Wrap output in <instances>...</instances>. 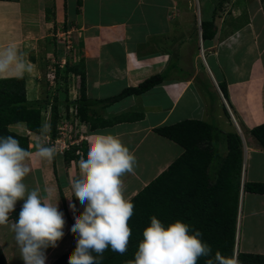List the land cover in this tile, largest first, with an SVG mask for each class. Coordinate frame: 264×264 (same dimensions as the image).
Instances as JSON below:
<instances>
[{"label":"crops","instance_id":"obj_1","mask_svg":"<svg viewBox=\"0 0 264 264\" xmlns=\"http://www.w3.org/2000/svg\"><path fill=\"white\" fill-rule=\"evenodd\" d=\"M219 1L209 0L210 3ZM215 7H203L208 12V20L217 15ZM187 8L186 0H0V55L9 48L17 54L16 60L0 71V80L23 77L27 90H35L32 98L26 93L27 101H38L42 94L40 85L44 68L53 75L55 66H52V61L57 62L67 56L59 33H63L64 38H72L73 52L78 54V60L73 64H80L85 70L86 98L94 103L91 113L108 122L106 126L95 128L84 123L83 141L78 146L84 142L87 144V137L94 132L111 133L121 139L136 160L133 170L121 176L122 191L127 200L183 157L184 148L155 132L156 128L183 121H201L216 127L222 142L215 138L219 146L214 145L212 151L218 160L215 170L212 164L209 165L207 175L210 181L203 186L206 194L201 198H204L205 205L201 209L202 222L206 224L210 213L215 211L216 200L218 204L223 202L221 206L225 212L226 203H231L232 188L224 187L222 190L221 186H212L217 168L227 153L225 136L235 132L228 117L231 115L244 130L247 147L246 151L242 150L234 252L235 255L264 256V194L246 191L243 187L244 183L264 182V151L249 135L250 129L264 123V8L255 6L252 13L249 10L247 18L251 22L247 19L248 24L244 28L227 31L223 35L215 29L214 37L209 40L201 39L200 24L198 31H193L192 25H185L182 18L189 16ZM189 8H192L190 4ZM48 9L52 13H47V19ZM256 14L261 18L253 22ZM185 34L189 41L196 40L190 48L186 45ZM163 36H168V43L180 40L174 41L175 50L164 46ZM157 42L159 49L156 48ZM206 52H209L211 64ZM19 63L25 64L23 70L19 69ZM174 67L189 72L179 77ZM171 69L172 73L169 72ZM71 75L67 74L70 82ZM155 75L160 77V82L151 89L130 95L106 108L101 106L105 99L126 88L137 87ZM64 80L58 79L57 82ZM210 82L213 89L209 87ZM51 83L48 86L51 87ZM74 83L69 94L76 96L75 100L79 96V84ZM219 84L224 85L225 98ZM49 92L53 89L50 88ZM19 132L31 135L28 137L32 140L31 148L40 138L47 145L45 140L49 136L44 135V131L32 134L24 128ZM201 145L206 146L205 143ZM30 152L35 153L36 150ZM199 156L198 160L205 157ZM191 158L192 163L189 158L183 160L174 171H170L172 173H167H170L169 178L165 180L167 193L170 197L174 193L175 206H180L177 211L190 204L191 197L187 194L192 189L197 193V183L202 179L195 168L197 164L193 155ZM27 163L31 169L24 180L27 190H39L41 195L56 199L64 215L62 233L54 243L49 242L44 248L45 264H51L53 261L49 263V257H59L76 247L75 229L68 225L74 212L83 211L84 203L73 193L70 179L82 169H76L79 167L77 161L69 163L72 167H65L63 153L58 152L51 160L33 155ZM22 203L18 201L15 209L22 207ZM229 204L227 208L230 209ZM184 211L190 212V208L185 207ZM14 222L9 219L8 224L0 225V249L6 264H24L15 241Z\"/></svg>","mask_w":264,"mask_h":264},{"label":"clouds","instance_id":"obj_2","mask_svg":"<svg viewBox=\"0 0 264 264\" xmlns=\"http://www.w3.org/2000/svg\"><path fill=\"white\" fill-rule=\"evenodd\" d=\"M70 55L74 56L67 59L78 60L77 53L76 59L73 51ZM16 58L15 50L7 49L0 55V71ZM64 65L66 60L61 68ZM18 67L23 70L25 64L19 63ZM233 122L239 131L236 121ZM240 133L242 150L244 147L247 150ZM33 155L51 160L56 148L38 143L33 153L21 147L14 136H0V225L8 224L9 213L18 201H23L19 216L12 224L16 244L24 264H45L44 248L62 233L64 215L56 199L41 195L39 190H27L24 180L31 171L27 161ZM77 163L82 171L73 175L70 182L84 209L74 212L68 225L75 229L76 247L66 258L69 264H101L103 253L109 247L120 254L127 251L132 234L128 221L134 204L123 195L121 176L133 170L136 160L117 135L94 132L87 137L85 150L78 153ZM71 197H68L69 203H72ZM142 235L134 259L128 264H197L200 257L211 253L201 232L193 231L180 220L165 226L152 216ZM235 256V252L230 258L217 253V264H240Z\"/></svg>","mask_w":264,"mask_h":264},{"label":"trees","instance_id":"obj_3","mask_svg":"<svg viewBox=\"0 0 264 264\" xmlns=\"http://www.w3.org/2000/svg\"><path fill=\"white\" fill-rule=\"evenodd\" d=\"M224 0H220L215 11L218 12L223 6ZM51 14V9L46 11ZM208 21H200L201 28V39L209 40L215 35L214 18ZM48 19V16H47ZM59 68V67H58ZM60 68L57 69V77L60 78ZM65 76L68 73L77 74L80 78L79 85V96L77 99L70 101L67 97L59 101L53 99L52 103L48 101H27L24 81L21 78H8L0 80V136H14L19 140L21 147L31 151L29 149V139L26 135L19 134L11 129V126L22 124L25 129L34 134H40L43 132V122L41 118V112L43 109H49L50 113V123L47 130H44V134L49 135L51 132L52 138H55V133L57 134V124L62 118H68V112L70 106L76 111L78 119L89 124L90 128H95L99 126H106L107 121L100 116L93 115L91 113L93 106V101L86 98L85 94V70L81 65H66L62 71ZM18 79V80H17ZM160 82V77L158 75L152 76L137 85L134 88H126L121 91L118 95L105 99L101 106L106 108L110 104L118 102L130 95L142 94L145 91L151 89L153 86ZM220 85V84H219ZM220 91L224 98L226 97V92L223 88ZM63 108V115H58V109ZM91 109V110H90ZM227 114V113H226ZM64 116V117H62ZM161 136H164L175 143L180 144L184 148V154L181 159L173 162L168 170L159 176H157L153 181H151L143 190H141L137 195L132 197L129 201L134 204L133 215L128 221L129 227L132 229V234L129 237V242L127 246V251L124 254L114 252L109 247L103 253L101 264H128L129 261L134 259V254L138 249L139 242L143 239V230L150 225V218L156 216L165 226L176 220L183 221L187 223L190 228L195 231L199 230L202 234V240L206 242L210 248L211 253L208 256H202L198 259L197 264H217L216 254L219 253L223 257L230 258L234 256V246H235V233L237 225V208H238V188L240 186V174L242 165V147L243 143L240 136L234 133H228L225 136V142L227 145V153L222 159L219 168H217V177L212 186H221L223 190L224 187L232 188V198L231 203H226V212L221 204L215 203L214 213H210V218L212 222L210 224L203 223L202 208H205L203 204L205 194L204 185L209 183L210 178L207 175L209 165L213 163L214 156L213 151H210V142L212 138H217L219 143L222 139L219 135L216 127L211 126L208 123L201 121H183L175 125L159 127L154 130ZM249 135L255 139L261 149L264 151V123L257 125L249 130ZM200 141V145L198 142ZM201 143H205L206 146L202 147ZM85 142L78 146H70L66 151L63 152V160L65 165H69L71 161L78 160L77 150L82 152L85 150ZM203 149L207 151H203ZM195 162L194 167L200 173L202 177L201 182L196 186L198 187V192L192 189V192H188V197H191L190 204L180 207L175 206V195H171L166 191L165 180L169 178L170 171H174L178 164L183 160L191 159L189 162ZM195 155L197 159L195 160ZM201 155L205 157H201ZM184 161V162H185ZM190 163H187L190 165ZM188 165V166H189ZM170 172L169 174H167ZM244 190L264 194V182L263 183H244ZM204 191V192H203ZM227 194V192H226ZM204 197L203 199H201ZM77 198L78 195H77ZM210 199V197L208 196ZM194 200V201H191ZM228 204L230 209L227 208ZM222 205V206H221ZM192 206V207H190ZM190 208L189 211H184V209ZM196 208V209H195ZM20 208L14 209L11 212L9 219L17 220L20 212ZM197 212V213H195ZM225 214V215H223ZM202 218V219H201ZM74 249L62 254L51 264H69L67 260V255L70 254ZM93 255H96L93 253ZM235 257L238 258L240 263L244 264H264V256L256 254H245L238 253ZM0 264H6L3 254L0 249Z\"/></svg>","mask_w":264,"mask_h":264},{"label":"rangeland","instance_id":"obj_4","mask_svg":"<svg viewBox=\"0 0 264 264\" xmlns=\"http://www.w3.org/2000/svg\"><path fill=\"white\" fill-rule=\"evenodd\" d=\"M186 2H187V7H188L186 10H187V13H189V16L186 15L182 19H183V21H185V25H190V26L192 25V30L193 31H196V29H197V31H198V25L200 24L199 22L200 21H208V12H205L203 10V7H206L207 9L208 8L211 9V6L212 7L213 6H216L215 4H217V3H210L209 0H186ZM189 4H190V6H192L191 9L189 8ZM255 6H257L258 8H260V7H263L264 8V0H226L224 2V4H223L221 10L218 11L216 17L213 19L214 20V26H215L216 31H220L221 35H223L227 31H232V30L235 31L238 28H244L245 25L248 24V20H249L247 18V15H249V13H252L251 11L253 10V8ZM248 11H249V13H248ZM191 12H192V14H191ZM243 12H246V13H243ZM239 15H241V16H239ZM255 17L256 18L253 19V22H255L256 19L261 18L260 14H256ZM242 34H243V32H242ZM177 35H179V34H177ZM186 35L187 34L184 35V38H186V40H188V41L186 42L187 44L186 43H183V44H186L187 47L190 48V47L193 46V44H195L196 40H194V41H191L190 40L189 41V39H188V37ZM194 36H195V33H194ZM61 37H62V35H61ZM69 40L72 41V38H69ZM161 40L162 41H166V44L164 45L165 47H168V48L170 47L173 50H175L174 47L176 46V44H175L174 41L180 42L179 39H175V40H171V42L168 43V36H163L161 38ZM60 41H62L61 38H60ZM71 46L74 47V44L71 43ZM156 48L159 49L158 42H157ZM171 49H169V50H171ZM208 53L209 52H206L205 55L207 56L208 61L210 60V64H211V59H209ZM219 54L221 56L223 55L220 52H219ZM75 55H76V53H75ZM73 56L71 55V58ZM67 57H68V54H67V56L64 57V59L66 60V65H77V64H73L74 59L73 60H70L71 58L70 59H67ZM54 59H57V58H54ZM173 63H174V61H173ZM66 65H64L63 68L60 70V74H59L60 75V78L57 77V73H56L57 69H59L58 66H57V64H52L53 67L55 66V70H54V72H52L53 75H50L48 73V71H46V69L44 68L43 74H41V78L42 79H41V85H40V86H42V94H41V97H38L37 98L38 100L48 101L49 103H52L54 98L57 99V100H59V101L63 100L65 97H67L70 101H72V100H74V98H76V96H74L73 94L72 95L69 94V92H71V89L73 87V81H75L74 84H77L78 83L80 85V83H79V77L78 76H75L77 74H73L72 73V75L69 77V80H71L72 82H70V81L67 80V78H68L67 75L65 76V80L62 83L57 82L58 79H59V81H61L62 78L64 77L65 74L62 73V71L64 70V68H65ZM78 65H80V64H78ZM174 70L176 71V74L179 77L185 76L186 73L189 72L188 70L182 71V70H178L177 68H175ZM169 72L172 73L173 70L171 69ZM33 77L34 76H32V78ZM14 78H21L24 81V78L23 77H14ZM50 82H52L51 83V87L48 86ZM23 84H24V88H25V94L28 93L29 94L28 97L29 98H32L31 96L35 95V90L32 89V88H28V90H27L26 85H25V81H24ZM211 85L212 84L210 82L209 83V87ZM47 86L49 88H47ZM205 87H206V85H205ZM219 87L224 89V85L223 84L218 85V88ZM50 88L53 89V92H51V93L49 92L50 91ZM211 88H212V86H211ZM217 92H218V90H217ZM64 112L65 111H63L60 108V109H58V112L57 113H58V115H63ZM62 117H64V116H62ZM67 117H68V118H66L67 119V123H71V124L72 123H77V124H74L76 126H74V128H73V130H72V132L70 134L72 136V138L70 139L71 142L72 141L73 142H79L80 139L83 141V139H82V137H83L82 136V128L84 127V123L81 122L78 119V117L76 115V111H74L73 109L72 110L71 109L69 110ZM228 117H229L230 121H232V124H233V127H234L233 130L238 134L240 130L238 131V129L236 128V126H235V124L233 122L232 116L228 115ZM41 118H42L43 127H44L43 130L48 129V126H49V123H50V113H49V109L48 108L42 110V112H41ZM76 119H77V122H75ZM62 120H59L58 121V124L61 123ZM109 123L111 124L112 121H110ZM214 124L216 125V123H214ZM24 128L25 127L22 124H17V125L11 126V129L13 131H16L19 134H21L19 132L20 129H22L24 131ZM240 129H241V127H240ZM241 130L242 131H240L241 132L240 135L244 138V136H245L244 130L243 129H241ZM25 131H27V130L25 129ZM67 131L68 130H66L65 133H67ZM50 134H51V132L49 131V137H48V143H47V145L48 146H52V145L54 146V143L53 142L56 139L57 134L55 133V138H52V136ZM74 134L76 135L75 137H73ZM23 135H26V133H23ZM27 135H26L27 137H31L30 134L27 133ZM28 139H29V142L32 141V140H30V138H28ZM36 139L38 140V137ZM40 139L38 140V142L36 141L35 143H37V144L38 143H42L40 141ZM63 139L67 140V135L64 136ZM216 141H217V139L212 138V141L210 142V145H211L210 151L211 152H212V147H214V145L217 144V147L219 146ZM45 143H46V140H45ZM37 144H35V147H32V148L29 146V149H31V150L35 149L36 150ZM74 145H76V144H74ZM54 147L56 148V146H54ZM203 151H207V150L203 149ZM56 152L59 153V149L56 150ZM217 160H218L217 157L216 158L214 157V160H213V163H212V168L214 170H215V165L217 163ZM69 166H71V165L69 164ZM65 167H67V166L65 165ZM76 169H80V168L78 167ZM65 174H67L66 171H65ZM211 222H212V220L209 219V223L208 224H210ZM57 258H58V256L49 257L48 262L50 263V262L56 260Z\"/></svg>","mask_w":264,"mask_h":264},{"label":"built area","instance_id":"obj_5","mask_svg":"<svg viewBox=\"0 0 264 264\" xmlns=\"http://www.w3.org/2000/svg\"><path fill=\"white\" fill-rule=\"evenodd\" d=\"M62 35V37H61ZM59 40L60 38L62 39V41L64 42V46H65V50H66V53L68 54V57H70L72 54V51H73V47L71 46V41L67 38H64L65 36L63 35V33H59ZM53 64H56L57 62L56 61H52ZM65 63V59H62L60 61V63H57L60 67H62V65ZM63 119V120H62ZM61 120V123H59L57 125V137L56 139L54 140V146H56V150L59 149V153H63L64 151H66L70 146H73L74 144H76L75 146H78L80 145L81 143V139L79 142H71V138L72 136L70 135L74 126V124H77V123H67V119L66 118H62ZM75 122H77V119L75 120ZM67 131V133H65V131ZM67 135V140L63 139L64 136ZM76 135L74 134L73 137H75ZM46 142L48 143V138L46 140ZM53 146V145H52ZM58 148V149H57ZM244 149L246 150V148L244 147ZM82 151L81 150H77L76 154L78 153H81Z\"/></svg>","mask_w":264,"mask_h":264},{"label":"bare ground","instance_id":"obj_6","mask_svg":"<svg viewBox=\"0 0 264 264\" xmlns=\"http://www.w3.org/2000/svg\"><path fill=\"white\" fill-rule=\"evenodd\" d=\"M263 35V34H262ZM259 37H261V36H259ZM208 72V71H207ZM118 89V88H117Z\"/></svg>","mask_w":264,"mask_h":264}]
</instances>
